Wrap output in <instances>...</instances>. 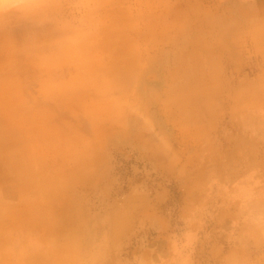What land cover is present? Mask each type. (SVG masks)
Masks as SVG:
<instances>
[{"label": "rangeland", "instance_id": "rangeland-1", "mask_svg": "<svg viewBox=\"0 0 264 264\" xmlns=\"http://www.w3.org/2000/svg\"><path fill=\"white\" fill-rule=\"evenodd\" d=\"M86 2L0 0V24L103 12ZM231 4L193 3L203 12L187 36L220 41H171L136 95L129 81L127 129L112 121L93 153L62 167L65 264H264V66Z\"/></svg>", "mask_w": 264, "mask_h": 264}, {"label": "crops", "instance_id": "crops-1", "mask_svg": "<svg viewBox=\"0 0 264 264\" xmlns=\"http://www.w3.org/2000/svg\"><path fill=\"white\" fill-rule=\"evenodd\" d=\"M108 1L87 0L103 11L87 21L47 12L0 24V264H65L54 245L71 207L62 167L93 153L112 121L127 129L129 81L136 95L146 62L168 55L171 41H220L187 36L203 12L197 0ZM231 3L247 15L237 27L264 66V0Z\"/></svg>", "mask_w": 264, "mask_h": 264}]
</instances>
